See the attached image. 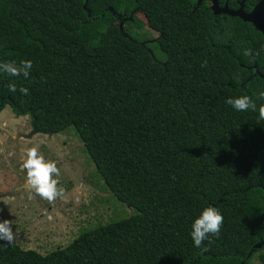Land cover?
I'll use <instances>...</instances> for the list:
<instances>
[{"label": "trees", "instance_id": "16d2710c", "mask_svg": "<svg viewBox=\"0 0 264 264\" xmlns=\"http://www.w3.org/2000/svg\"><path fill=\"white\" fill-rule=\"evenodd\" d=\"M208 1L0 0V61H32L28 78L0 73V111L38 133L72 127L106 188L136 210L45 254L0 240V264H264V121L225 102L264 103V35ZM139 12L165 61L123 28L142 25ZM206 205L223 225L202 251L190 232Z\"/></svg>", "mask_w": 264, "mask_h": 264}, {"label": "rangeland", "instance_id": "374dc122", "mask_svg": "<svg viewBox=\"0 0 264 264\" xmlns=\"http://www.w3.org/2000/svg\"><path fill=\"white\" fill-rule=\"evenodd\" d=\"M134 21L143 24L124 23L126 32L145 43L158 61H165L166 54L156 42L158 32L145 25L140 12L134 14ZM117 26L114 22L110 28ZM34 145L57 163L65 199L50 204L29 189L21 165L24 149ZM135 213V208L118 201L106 188L72 127L56 134L33 132L29 116L15 115L9 105L0 111V221H13L12 243L45 254L67 246L84 231ZM258 229L264 237V221ZM258 257L260 252L253 258L255 263Z\"/></svg>", "mask_w": 264, "mask_h": 264}, {"label": "clouds", "instance_id": "9594fccd", "mask_svg": "<svg viewBox=\"0 0 264 264\" xmlns=\"http://www.w3.org/2000/svg\"><path fill=\"white\" fill-rule=\"evenodd\" d=\"M264 50V49H262ZM245 56L253 55L252 50L244 49ZM256 56L260 55V52H255ZM207 61L201 63V67H206ZM32 69L31 60H7L0 61V73L7 74L13 77L28 78ZM10 92L19 91L22 95H28V89L26 87L17 88L16 83L12 82L8 84ZM258 98L264 100V91L258 94ZM237 112H247L249 110L258 111L259 120L264 121V103L257 104L249 95L241 94L235 97H229L225 101ZM22 170L26 173V182L29 189L38 195L42 199L47 200L50 204L57 199L66 198V190L60 186V169L57 163L53 160L46 159L41 153L39 146H31L24 149ZM12 220L4 219L0 221V240H4L7 243H12L16 234L14 233L11 225ZM223 225V216L220 210L212 205H206L202 208L199 215L196 216L191 224V238L194 245L197 248H201L202 251L207 249L204 247V241L208 240L211 243L209 237H216L219 235L221 227Z\"/></svg>", "mask_w": 264, "mask_h": 264}, {"label": "water", "instance_id": "95a60500", "mask_svg": "<svg viewBox=\"0 0 264 264\" xmlns=\"http://www.w3.org/2000/svg\"><path fill=\"white\" fill-rule=\"evenodd\" d=\"M199 2L201 0H198ZM211 8L217 13L229 14L231 16H238L243 21H248L254 24V26L264 35V0H258V2L249 11L244 9V0L240 1L237 9H230L227 2L220 6L218 0H211ZM255 74L264 78V74L259 73L258 70ZM33 132H36L33 130ZM20 135V134H19Z\"/></svg>", "mask_w": 264, "mask_h": 264}]
</instances>
